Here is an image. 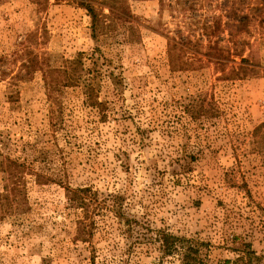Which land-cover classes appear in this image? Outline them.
<instances>
[{
  "label": "rangeland",
  "instance_id": "rangeland-1",
  "mask_svg": "<svg viewBox=\"0 0 264 264\" xmlns=\"http://www.w3.org/2000/svg\"><path fill=\"white\" fill-rule=\"evenodd\" d=\"M128 2L139 21L97 44L73 0H0V160L51 178L24 173L29 209L0 210V264H264V2ZM79 51L99 63L96 111L56 69ZM58 181L95 192L88 242Z\"/></svg>",
  "mask_w": 264,
  "mask_h": 264
},
{
  "label": "trees",
  "instance_id": "trees-1",
  "mask_svg": "<svg viewBox=\"0 0 264 264\" xmlns=\"http://www.w3.org/2000/svg\"><path fill=\"white\" fill-rule=\"evenodd\" d=\"M264 2V0H260ZM77 6L82 7L87 10L88 15L91 18V31L92 37L97 44H100L102 41H106L114 32L116 24L112 25V20H120L121 22L129 24V29L133 28L135 21H139V17L135 15L130 7L128 0H73ZM261 9H264V3L261 5ZM108 10V12L106 11ZM236 18L238 25L235 26L237 30L242 29V22H244V16H241L236 13ZM214 25L212 32L215 35H218L220 32L221 18H216L213 21ZM111 26L114 28L111 29ZM107 36V37H106ZM106 37V38H104ZM211 48L215 51L209 52V55L213 57L223 58L227 57V52L224 48H221L217 43ZM96 51H99L98 49ZM226 54V55H225ZM55 55H50L44 59V64L52 69L54 66L51 65L49 60L53 59ZM61 58L60 63L57 62V70L60 72V81L64 83L67 87H79L82 91V98L80 96V101H82L83 106L90 108L96 111L99 108L98 96H97V87H96V65H98V60L95 53L87 51H79L72 60H66L64 57L58 55ZM228 58V57H227ZM247 61L246 59H244ZM245 66H240L238 73L242 70L245 71ZM246 73V72H245ZM110 79L114 89L120 90L123 86V77L115 73H110ZM60 91V90H59ZM58 91V92H59ZM52 92L50 91V96ZM1 170L6 174V186L5 193H0V208L3 211V214H14L18 211H25L29 209L27 202L26 188L22 186V175L24 173L32 174L35 176V183L37 185L46 184L51 181V178L40 174L37 171L30 170L25 162H20L17 160L11 159L9 156H4L0 160ZM63 184L68 200L71 203H79L82 207H85L87 210L86 216L83 220L78 222L76 229V240H82L88 242L94 231L97 229L95 219L90 215V209L87 204V199L91 195H95V192L91 187H77L73 188L71 185L64 183L63 181H58ZM116 198L122 201L124 198L120 195H117ZM3 202V204L1 203ZM88 206V207H87ZM124 213L123 209L116 212V216H121ZM176 236L168 233L162 235L163 242L174 244ZM93 251V258L91 264H105V258L107 255L97 250ZM169 254H172L173 251H168ZM97 254H100L99 261L97 262ZM104 257V259H101ZM125 260H115L116 264H124Z\"/></svg>",
  "mask_w": 264,
  "mask_h": 264
}]
</instances>
